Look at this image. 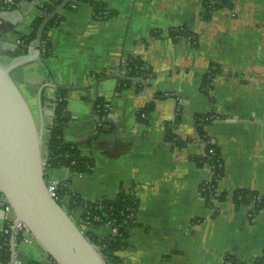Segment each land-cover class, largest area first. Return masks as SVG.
<instances>
[{
    "label": "crops",
    "instance_id": "crops-1",
    "mask_svg": "<svg viewBox=\"0 0 264 264\" xmlns=\"http://www.w3.org/2000/svg\"><path fill=\"white\" fill-rule=\"evenodd\" d=\"M50 1L0 0V41L10 43L0 52L2 63L21 55L39 6ZM102 1L112 17L96 18L86 2L63 9L48 33L51 55L12 72L38 122L44 117L47 125L57 86L87 87L95 97L99 79L120 75L100 83L101 113L84 91H67L64 139L92 167L78 174L52 168L50 175L66 188L61 196L67 204L71 192L91 201L114 199L121 191L138 199L128 245L117 252L122 264L252 262L264 251V208L253 215L249 206L236 207L232 193L248 189L264 196V0H229L210 20L201 0ZM182 28L197 37L195 45L171 35ZM130 55L157 75L120 91ZM212 64L218 74L207 93L203 80ZM158 93L169 98L142 117ZM177 108L183 114L177 133L189 140L182 146L167 139ZM202 114L212 116L203 129L223 160L218 187L228 198L217 204L202 191L214 173L202 160L206 143L198 142ZM3 228L0 200V237ZM96 233L107 237L111 228L102 225ZM21 239L16 250L22 264H54L38 243Z\"/></svg>",
    "mask_w": 264,
    "mask_h": 264
},
{
    "label": "water",
    "instance_id": "water-1",
    "mask_svg": "<svg viewBox=\"0 0 264 264\" xmlns=\"http://www.w3.org/2000/svg\"><path fill=\"white\" fill-rule=\"evenodd\" d=\"M73 1L62 0L44 17L26 51L22 50L23 53L8 64L0 61V200L3 218L4 205L8 203L15 213L16 222L27 226L30 232L28 237L31 236L54 263L109 264L101 249L87 237L80 223L48 189L45 148L51 138L55 107L47 114L51 118L48 125L44 117L38 122L12 73L20 65L40 60L46 26ZM9 45L0 41V52ZM119 77L116 74L99 79L95 97L87 87L59 85L57 89L84 91L93 103H97L100 83ZM134 80L145 82L143 78ZM39 106L43 108L41 100ZM16 255V238L12 236L9 264H13Z\"/></svg>",
    "mask_w": 264,
    "mask_h": 264
},
{
    "label": "trees",
    "instance_id": "trees-1",
    "mask_svg": "<svg viewBox=\"0 0 264 264\" xmlns=\"http://www.w3.org/2000/svg\"><path fill=\"white\" fill-rule=\"evenodd\" d=\"M62 0H51L39 6L40 14L35 18L32 23V33L28 39L24 41L21 49L18 54H22L23 51H26L30 41L35 37L36 31L43 21L44 17L50 13ZM79 2L89 3L94 11L95 17L105 15L106 10L105 3L102 0H74L67 7H72ZM202 2V15L205 20H210L212 18L213 11L219 7H226L230 5L229 0H201ZM112 11L109 12L108 18L114 15ZM107 17V16H106ZM60 22L59 15L53 18L45 28L43 39L48 40L49 48L44 53V57L51 55V42L49 40V31L51 28L56 26ZM173 37L179 35L186 36L191 39L192 43L195 45L197 43V37L194 36L191 32L182 29H175L171 31ZM216 66V69H215ZM126 73L124 77L119 79V88L118 90H123L128 88L133 82L134 78H143L149 79L157 75L152 68L141 60L138 56L130 55L125 62ZM218 66L212 64L210 68L204 75L203 87L207 93H210V84L216 74H218ZM67 91L60 90L57 95L56 108H55V117L54 123L51 130L50 142L47 145L48 152V163L53 168H70L75 173H83L91 170L92 161L86 156L82 155L73 143L67 142L64 139V127L68 121V112L66 110ZM62 99L59 101V99ZM169 96L164 95L163 93H158L149 104L140 111V115L145 113L147 116L154 110L155 103L157 100L166 99ZM101 105V108L99 106ZM103 100H98L95 104L97 109H100V113L103 111ZM182 111L177 108V113L173 121L167 124V139L171 142L175 141V144L182 146L187 144L189 140L181 137L177 133V124L182 119ZM212 118L211 114H202L197 115V129H198V142H205L204 155L202 160L208 161L213 167V176L207 185L218 187V182L224 175L223 160L220 155V150L216 143L206 134L203 129V124L209 121ZM178 140H174V138ZM222 164V166H221ZM219 188V187H218ZM66 191V188L58 187V193L61 196ZM208 197L211 195V189L203 191ZM71 199L69 204V210H80L81 216L80 220L83 223H87L86 215L87 211H83L84 203H88L92 206L91 214L89 220H92L93 215L98 214L103 217L102 222H90L92 227L91 231H86L85 234L87 237L95 243L97 246H100L103 255L106 257L109 264H122L120 257L117 255V252L128 245L129 230L135 223V214L137 208L138 199L131 193H126L121 191L118 196L114 199H104L103 201H91L86 200L77 193L71 192ZM228 198V193L221 191L217 200L225 201ZM232 199L236 207L240 206H249L251 207V213L255 215L264 208V196H261L259 192L255 190L248 189H237L232 193ZM82 207V208H81ZM135 208L133 211L132 208ZM134 212V217L131 219V215ZM114 220L119 231L117 234H110L107 237L99 236L96 233V230L105 225L107 220ZM11 260V244L10 238L6 236L0 237V264H9ZM229 260L232 264H264V251L263 253L254 259L250 263L240 262L233 257H230ZM57 264V263H54Z\"/></svg>",
    "mask_w": 264,
    "mask_h": 264
},
{
    "label": "built area",
    "instance_id": "built-area-1",
    "mask_svg": "<svg viewBox=\"0 0 264 264\" xmlns=\"http://www.w3.org/2000/svg\"><path fill=\"white\" fill-rule=\"evenodd\" d=\"M12 4H14V1L10 2V5H12ZM104 14L105 15L100 16V17L108 16L109 13H108L107 9L105 10ZM22 44H24V42H22ZM48 48H49L48 40L42 41V43H41V54L44 55V53L47 51ZM61 100L62 99L60 98L59 101H61ZM102 107L104 108L105 105H103ZM99 108H101V105L99 106ZM98 110H99L98 112L101 111L100 109H98ZM141 116L146 117V114L142 113ZM221 166H222V164H221ZM46 168H47V172H48L46 179H47L48 189H49L50 193L62 205L66 206L68 211L80 223L84 232L91 231V229H92V227L90 225L91 221H93V222H102L103 221V217L101 215H98V214L93 215L92 220H89L92 206L89 205L88 203H84V205H83V207H84L83 211H85V210L87 211V215H86V220L88 221L87 223H83L82 220H80V216H81L80 210L70 211L69 210L70 209L69 208L70 203L67 204L66 201L64 200V198L62 196H60L58 193V187L60 185L59 179L51 176L49 173V171L53 167H51L50 164L48 163V156H47V161H46ZM208 189H211V195L210 196L215 201V204H217L218 203L217 197L219 196L220 189L218 187H215V186L207 185V183L202 185V191H207ZM4 209H5V216H4L3 236H6L8 238H10L11 236H15V238L19 237V238H25L27 241H33V238H31V236L28 237V235H30V232H29V229L27 228V226L21 222H18V223L16 222V216H15V213L13 212V210L11 209L10 204L5 203ZM132 210L134 211L135 208L133 207ZM133 217H134V212L131 215V219ZM105 225H107L111 228V234H117L118 233L119 229L116 226L114 220H111V219L107 220L105 222ZM10 242H11V240H10ZM98 247L100 248V246H98ZM13 264H22V260L19 259L18 256L16 255Z\"/></svg>",
    "mask_w": 264,
    "mask_h": 264
},
{
    "label": "bare ground",
    "instance_id": "bare-ground-1",
    "mask_svg": "<svg viewBox=\"0 0 264 264\" xmlns=\"http://www.w3.org/2000/svg\"><path fill=\"white\" fill-rule=\"evenodd\" d=\"M47 151V150H46ZM47 155H48V152H47ZM70 213V212H69ZM71 214V213H70Z\"/></svg>",
    "mask_w": 264,
    "mask_h": 264
}]
</instances>
